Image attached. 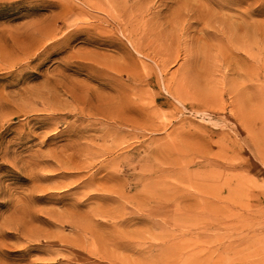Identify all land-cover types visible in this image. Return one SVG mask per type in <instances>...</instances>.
<instances>
[{"label":"rangeland","instance_id":"rangeland-1","mask_svg":"<svg viewBox=\"0 0 264 264\" xmlns=\"http://www.w3.org/2000/svg\"><path fill=\"white\" fill-rule=\"evenodd\" d=\"M0 264H264V0H0Z\"/></svg>","mask_w":264,"mask_h":264}]
</instances>
